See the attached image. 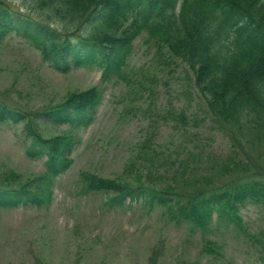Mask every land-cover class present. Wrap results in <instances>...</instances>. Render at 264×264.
<instances>
[{
    "label": "rangeland",
    "instance_id": "obj_1",
    "mask_svg": "<svg viewBox=\"0 0 264 264\" xmlns=\"http://www.w3.org/2000/svg\"><path fill=\"white\" fill-rule=\"evenodd\" d=\"M5 2L15 13L34 17L30 0ZM14 22V30L0 44V101L31 114L57 105L69 92L96 86L104 94L85 124L40 121L46 138L72 139L65 154L70 165L51 183L52 197L44 205L0 208V264H261V247L250 236L258 234L264 241V205L240 207L246 232L233 224L217 227L213 220L211 229L202 233L192 231L188 222H173L164 208L142 199L111 207L106 204L107 192L81 190L83 170L125 178L133 157L136 167L143 160L136 155L137 143L150 135L159 149L169 150L153 169L154 176L162 175L153 178L154 185L168 183L169 169L180 162V167L186 163L196 167L192 173L203 184L227 179L224 171L235 169L241 148L219 131L187 66L179 60L178 66L159 68V58L142 35L125 66L129 79L137 80L136 89L147 84L145 93L141 87L134 92L114 75L103 80L97 63L76 65L70 56L67 71L51 68L24 28ZM181 111L188 124L175 121ZM23 124L0 121V171L38 177L47 169V157L29 153L32 140ZM208 241L217 245L219 254H207Z\"/></svg>",
    "mask_w": 264,
    "mask_h": 264
},
{
    "label": "trees",
    "instance_id": "obj_2",
    "mask_svg": "<svg viewBox=\"0 0 264 264\" xmlns=\"http://www.w3.org/2000/svg\"><path fill=\"white\" fill-rule=\"evenodd\" d=\"M30 1L31 18L8 9L5 0H0V44L14 30L16 20L51 68L67 71L71 56L76 65L97 63L105 81L114 75L126 81L131 91L139 92L141 87L145 93L147 84L136 89L137 80L129 79L125 66L134 42L146 35V44L159 58V68L178 66L179 60L189 68L219 131L242 151L234 159L235 169L224 171L227 179L217 184H203L192 173L196 167L187 163L180 167V162L169 169L170 181L156 186L153 178L162 175L154 176L153 169L169 150L167 146L159 149L150 135L137 143L136 155L143 160L136 167L133 157L125 178H104L83 170L79 178L83 192H107L106 204L111 207L142 199L149 206L164 208L173 222L190 223L192 231L208 232L216 221L217 227L233 224L236 230L246 232L240 207L246 203L264 205V0ZM102 96V89L96 86L69 92L57 105L31 114L0 101V121L24 122L32 140L29 153L47 156V169L38 177L26 178L10 169L0 171V207L28 202L40 206L51 200L54 177L70 165L65 154L72 139L46 138L40 121L85 124L92 120ZM174 119L189 123L183 111ZM260 238L258 234L250 236L261 247L264 264V241ZM205 251L219 254L212 241Z\"/></svg>",
    "mask_w": 264,
    "mask_h": 264
}]
</instances>
